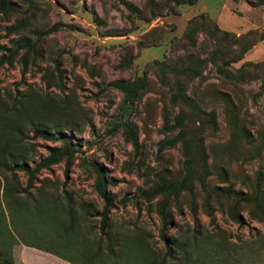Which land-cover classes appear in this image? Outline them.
<instances>
[{
    "label": "rangeland",
    "instance_id": "obj_1",
    "mask_svg": "<svg viewBox=\"0 0 264 264\" xmlns=\"http://www.w3.org/2000/svg\"><path fill=\"white\" fill-rule=\"evenodd\" d=\"M125 1L0 0V264H264V6Z\"/></svg>",
    "mask_w": 264,
    "mask_h": 264
},
{
    "label": "crops",
    "instance_id": "obj_2",
    "mask_svg": "<svg viewBox=\"0 0 264 264\" xmlns=\"http://www.w3.org/2000/svg\"><path fill=\"white\" fill-rule=\"evenodd\" d=\"M60 246L23 247L18 250L17 264H82Z\"/></svg>",
    "mask_w": 264,
    "mask_h": 264
},
{
    "label": "trees",
    "instance_id": "obj_3",
    "mask_svg": "<svg viewBox=\"0 0 264 264\" xmlns=\"http://www.w3.org/2000/svg\"><path fill=\"white\" fill-rule=\"evenodd\" d=\"M119 2L131 13H134V14H137L138 13V8L133 5L132 3L130 2H127L125 0H119ZM256 4L259 5V6H264V0H255ZM23 46H26L28 49L32 50L33 47L30 46V45H23ZM138 88V87H137ZM178 123H180V121H177ZM44 132L41 131L40 134H43ZM177 139H173L172 141L166 143L165 145H174L176 143ZM60 153L58 152H54L52 153L50 156H48L47 158L41 160L39 163H37L34 167V170L35 171H39V170H42V169H47L49 166H51L52 164H54L55 162H57V157ZM68 168V166H67ZM67 168H66V171H67ZM101 186H102V183H100ZM165 187L167 189H172V188H180L181 185H186L187 184V179H185L182 183L180 184H176V183H169V182H166L165 183ZM100 194H101V197L105 200V202H108V197L105 193V191H103L102 189L100 190ZM161 214L163 215V210H161ZM167 223H166V220L164 219V223H163V228L165 229ZM163 242L165 244H168V241H167V238L166 236L164 235V233L162 232L160 234Z\"/></svg>",
    "mask_w": 264,
    "mask_h": 264
}]
</instances>
